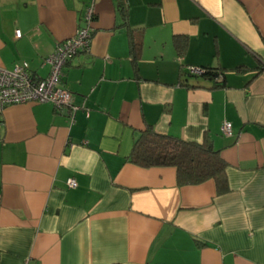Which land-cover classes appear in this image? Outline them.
<instances>
[{
	"label": "crops",
	"instance_id": "crops-1",
	"mask_svg": "<svg viewBox=\"0 0 264 264\" xmlns=\"http://www.w3.org/2000/svg\"><path fill=\"white\" fill-rule=\"evenodd\" d=\"M88 9L60 82L76 109L0 112V264H264V0H0V68L46 77ZM148 127L209 140L219 182L134 163Z\"/></svg>",
	"mask_w": 264,
	"mask_h": 264
},
{
	"label": "built area",
	"instance_id": "built-area-1",
	"mask_svg": "<svg viewBox=\"0 0 264 264\" xmlns=\"http://www.w3.org/2000/svg\"><path fill=\"white\" fill-rule=\"evenodd\" d=\"M91 10L86 13L84 26L76 30L75 34L59 43L52 54L45 58L50 65L48 75L39 80L34 78L27 71V64L16 65L12 71L0 68V112L6 105L21 104L26 102H50L55 108L64 106L72 107L71 94L60 86L62 70L65 64L77 53L88 51L91 43ZM15 37L21 36L20 30H16ZM188 72L200 75L204 69L197 66H189ZM222 134L230 136L231 124L224 121L221 126ZM68 187L73 188L76 182L73 178L66 180Z\"/></svg>",
	"mask_w": 264,
	"mask_h": 264
},
{
	"label": "trees",
	"instance_id": "trees-1",
	"mask_svg": "<svg viewBox=\"0 0 264 264\" xmlns=\"http://www.w3.org/2000/svg\"><path fill=\"white\" fill-rule=\"evenodd\" d=\"M123 7L120 3V9H124ZM180 42L185 43L186 40L175 39L174 44L177 48H180ZM131 46L136 58L138 44ZM203 69V73L198 76L212 80L216 86L221 84L223 72L216 68ZM129 157L143 167L173 166L177 170L179 180L188 184H197L208 179L219 182L226 167V163L209 140L204 139L201 143L185 142L157 133L149 127L134 142Z\"/></svg>",
	"mask_w": 264,
	"mask_h": 264
}]
</instances>
